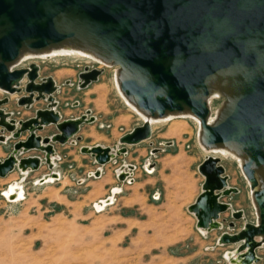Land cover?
Masks as SVG:
<instances>
[{
    "label": "water",
    "instance_id": "obj_1",
    "mask_svg": "<svg viewBox=\"0 0 264 264\" xmlns=\"http://www.w3.org/2000/svg\"><path fill=\"white\" fill-rule=\"evenodd\" d=\"M67 40L91 45L112 66L122 69L125 77L120 90L139 110L157 117L188 111L200 120L204 146L232 145L246 156L240 167L251 183L258 219L236 234L223 232L218 244H239L240 252L249 247L245 262H258L256 249L264 245V0H0V90L18 94L17 104L26 109L46 102L34 116L16 121L3 108L9 97L0 99V143L7 140L5 130L14 139L29 133L0 160V177L20 170L14 157L32 150L42 153L44 163L52 168L54 144L73 142L82 125L96 120L89 109L78 118L62 119L56 110L59 86L55 80L40 76L37 63L21 66L29 59L13 64L24 48L42 50ZM102 72L86 66L79 73V85L88 87ZM214 76L227 78L231 100L222 118L209 123L207 83ZM50 124L57 133L37 135ZM152 133V124L144 121L121 136V147L84 146L81 151L104 166L126 155L127 146L149 140ZM117 149L120 152L111 156ZM20 161L32 165L31 171L42 162L40 156ZM257 169L262 173L261 186ZM198 170L204 182L189 211L198 229H208L211 220H219L231 209L222 199L239 190L228 186L229 176L218 157L207 156ZM100 175L98 170L96 176ZM126 175L121 173L120 179ZM233 215L243 218V211Z\"/></svg>",
    "mask_w": 264,
    "mask_h": 264
},
{
    "label": "rangeland",
    "instance_id": "obj_2",
    "mask_svg": "<svg viewBox=\"0 0 264 264\" xmlns=\"http://www.w3.org/2000/svg\"><path fill=\"white\" fill-rule=\"evenodd\" d=\"M33 62L40 65V71L42 70L44 75L51 74L58 80L59 84H56L59 86V93L55 94L58 101L56 110L62 119H70L66 117L78 115L82 107L94 104L89 100L92 98L91 95L84 93L85 88L79 85V73L89 66L103 71L102 78L99 77L100 81L96 82L104 83L100 94L103 107L101 115L104 116V120L119 116V123H123L118 131L120 133L143 124L144 119L127 104L117 90L114 81L116 66L101 65L84 57L69 55L53 59H29L21 66ZM6 96L9 97L6 105H10L7 106V112L12 113L13 119L23 116L28 119L30 115H35L37 109L46 107V102L39 101L43 103L35 102L31 108L26 109L17 104L18 94L10 95L0 90V99ZM92 96L95 97L96 94ZM75 101H79L80 105L71 107L70 104H66ZM36 103L38 104L35 105ZM222 103L223 99L213 100L212 110L215 111ZM104 130L106 136L98 137L97 140L104 144H113L114 139L106 134V128ZM152 132L153 148H163L166 150L165 153L170 155L180 154L164 159L168 170L164 182L166 188L160 199L163 203L158 209L149 211V215L141 217L144 222L140 229L144 234L137 236L132 234L130 238L127 237L119 243L120 238L115 231V227L118 226L117 218L110 217L107 207L91 222L80 219L76 221L67 213L55 215L54 212H44L48 204L64 201L62 194L67 190L65 187L67 182L54 181L53 184H46L43 187L34 186L36 180L33 171L25 174L15 168L6 177H0V264H233L226 258V253L237 250L239 244H218L216 239L223 232L236 234L246 224H255L257 221L250 185L239 162L234 157H224L220 153H207L203 150L197 138L198 123L194 118L174 117L163 120L152 125ZM12 140L18 142L21 139ZM162 142L166 144L163 145ZM84 146L88 145L77 142L75 149ZM118 147H121L119 143ZM127 147L131 148L133 155L141 149L149 148L147 141ZM32 151L18 153L17 157L34 156L31 154ZM2 152H5L4 147ZM2 152L0 151L2 156L0 160L5 159ZM159 152L154 153L151 150L149 158L155 161ZM38 154L35 156H43L39 151ZM207 156L221 159L226 175L229 176L228 184L237 188L239 192L222 199L231 204V209L220 215L219 221L223 227L204 233L197 228L196 217L189 211V206L202 190L204 176L199 172L198 166ZM117 170L115 175L120 172V168ZM13 183L23 186L25 198L22 201L12 202L5 197L4 191ZM238 211L244 212L243 218H236L233 215ZM127 222L128 225H132ZM230 223H234V226L231 227ZM214 242L216 244L213 245V250H204V246ZM256 255L260 260L254 264H264V245L256 249Z\"/></svg>",
    "mask_w": 264,
    "mask_h": 264
},
{
    "label": "crops",
    "instance_id": "obj_3",
    "mask_svg": "<svg viewBox=\"0 0 264 264\" xmlns=\"http://www.w3.org/2000/svg\"><path fill=\"white\" fill-rule=\"evenodd\" d=\"M40 75L54 77L51 74L44 75L42 70L40 71ZM101 78L102 75L100 76V79ZM54 79L56 80L55 77ZM25 81L26 79L22 82ZM56 83L59 84L58 80H56ZM102 84L104 83H92L83 89L84 93L91 95L90 97L92 98H89V100L94 103L92 106L82 107V110H80L78 115H70L66 117L78 118L89 109L91 110L92 115L95 116L96 120L93 123L82 125L79 133L73 139V142L54 146L55 155L51 157L53 164L52 168H49L48 165L44 163L43 156H41L42 162L39 169L32 173L34 175V180H36L34 186L43 187L46 184H53L54 182H48L46 184H40L37 182L45 175L50 174V172L59 175L60 179L57 180L59 183L64 181L67 182L65 185L67 190L62 194L64 201H54L53 204H48V207H46L44 212H54L55 215L67 213L76 221L80 219L91 222L99 217V213L107 207L108 214H111L110 217L117 218L116 223L118 226L115 227V231L119 235V243H122L127 237L130 238L132 234H135V236L144 234L140 229V225L144 222L141 217L143 215H149V211L158 209L163 203L160 199L166 188L164 182L168 170V166L164 163V159L168 156H178L180 153L170 155L169 153H165V149L159 148L161 152H159V155L157 154L158 156H156L155 161H152L151 158H149V154L151 150H154L152 147L153 136L149 140H146L149 148L141 149L137 154L133 155L131 148L127 147L128 151L126 155L123 157L118 155L115 157L114 161H111L104 166H99L90 154L82 153L81 148L76 150L77 142L79 144L88 145V147L101 145L103 147H111L115 149L118 147L121 136L133 130L132 128L126 129L124 133L118 132L123 124L119 123V116L113 117V119L110 120H104V116L101 115L103 111L101 101L102 96L100 95L103 89ZM94 94H96L95 97L92 96ZM38 103L42 104L43 102ZM66 104H70L71 107H74L80 105V102H67ZM8 105L5 106L6 111H8ZM99 106L101 108H99ZM31 116L33 115H30L29 117ZM26 118L27 117L23 116L16 120H24ZM105 128L107 132L106 134H108L111 139H114L115 142L113 144H104L101 140H97L98 137L106 136L103 133ZM43 130L44 131L41 132L38 131L37 135L52 136L58 132L55 125L52 124L44 127ZM28 135L29 133H23L20 137L21 141L26 140ZM4 136L7 140L3 145L0 144V151H3V147L5 149V152L1 153L4 155L3 159L9 156L13 149V144L16 142L15 140H12L11 132L5 131ZM115 137H117V139H115ZM88 139L91 140L88 141ZM162 144L165 145L166 142H162ZM31 154H34V156L39 155L36 150H33ZM70 155L72 156L68 158ZM0 159H2V156H0ZM149 160L151 161L150 165H152L151 172L146 171V165ZM130 165L135 167L133 170L134 181L132 183L121 180L120 176L117 177V175H115L117 168L126 169L129 168ZM98 170L101 171L99 177L96 176ZM16 174L21 176L19 172H16ZM104 200H108L106 206L99 211L97 206H100ZM126 201L130 202L127 203ZM47 202L49 203L50 200H47ZM127 221L132 223V225H128ZM216 240H218V238ZM215 244L216 243L214 242L212 244L210 243L209 246H204V250H213V245Z\"/></svg>",
    "mask_w": 264,
    "mask_h": 264
},
{
    "label": "bare ground",
    "instance_id": "obj_4",
    "mask_svg": "<svg viewBox=\"0 0 264 264\" xmlns=\"http://www.w3.org/2000/svg\"><path fill=\"white\" fill-rule=\"evenodd\" d=\"M75 56V57H84L90 60H93L94 62H97L101 65H107L111 66L112 62L104 58L94 47L91 45L81 42V41H71L67 40L64 41L63 43L57 44V45H51L45 49L42 50H31L28 48L22 49L19 58L13 63V64H18L21 63L24 60L28 59H51L53 57H59V56ZM125 77L124 71L117 67L115 70V77L114 81L117 86L118 92L123 96L127 104L134 109L136 112L140 114L142 119L144 121L150 122L152 125L155 123H159L163 120H168L170 118L174 117H191L194 118L195 121L198 123V132H197V138L199 143L202 145L203 150H205L207 153L209 152H216L220 153L221 155L225 156H231L237 159L239 162V165L241 166L246 160V156L240 153L234 146L232 145H220V146H214V147H206L203 144V129L200 124V120L192 115L190 112L185 111V112H172V113H167L163 117H157V116H150L148 113L141 111L137 108L136 104L120 90L119 84L120 81ZM208 88H209V95L206 97V102L210 108V116L208 117V122L209 123H216L218 122L223 115V110L226 107V105L230 102L231 100V90L229 83L227 81V78L224 76H214L208 81ZM215 99H223V103L216 108L215 111L212 110L211 103ZM90 148V147H88ZM120 152V149H117L113 151L112 155L113 156L115 153ZM15 160L17 161V164L20 168V171L27 174V172L31 171L30 166L33 168L32 165L28 164L27 162L20 161V158L17 156L14 157ZM223 158V157H222ZM147 168H150V164L147 163ZM34 171V170H32ZM256 177L259 182V186L262 184V173L260 172V169L256 170ZM59 180V175L56 173H50L45 175L43 178L39 179L37 182L40 184H46L48 182H54ZM38 183V184H39ZM249 184H251L249 182ZM230 187V185H228ZM201 193V192H200ZM4 195L8 200H11L12 202H18L22 201L24 199V190L22 186H20L19 183H13L10 185L9 188H7L4 191ZM251 198H252V203L255 206L256 209V215H257V207L256 203L253 198V192L251 191ZM108 200H104L103 203L100 206H97V208L100 210L103 209L104 206H106ZM195 204V201L189 206L191 208L192 205ZM195 216V215H194ZM244 216V212H243ZM258 219V215H257ZM197 222V219H196ZM222 227L221 222L218 219H213L210 222L209 228L208 229H201L204 233L207 231H212L215 228L220 229ZM216 229V230H217ZM219 242H221L220 236L218 237ZM258 242V241H257ZM249 255V247L245 251L240 252L239 250L235 251H227L226 253V258L230 260L233 264H247L245 262L246 258Z\"/></svg>",
    "mask_w": 264,
    "mask_h": 264
},
{
    "label": "built area",
    "instance_id": "obj_5",
    "mask_svg": "<svg viewBox=\"0 0 264 264\" xmlns=\"http://www.w3.org/2000/svg\"><path fill=\"white\" fill-rule=\"evenodd\" d=\"M150 164V163H149ZM135 168V167H134ZM133 170L134 169H129V168H126L124 170L121 171V168H120V172L117 173V177L120 176L121 174L120 173H126V178L125 180L128 182V183H132L134 181V176H133ZM118 171V170H117ZM146 171L148 172H151L152 171V165H150V168H147L146 167Z\"/></svg>",
    "mask_w": 264,
    "mask_h": 264
}]
</instances>
